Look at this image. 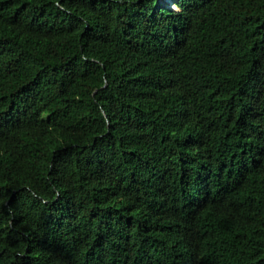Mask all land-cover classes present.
Here are the masks:
<instances>
[{
  "label": "trees",
  "instance_id": "16d2710c",
  "mask_svg": "<svg viewBox=\"0 0 264 264\" xmlns=\"http://www.w3.org/2000/svg\"><path fill=\"white\" fill-rule=\"evenodd\" d=\"M0 264H264V0H0Z\"/></svg>",
  "mask_w": 264,
  "mask_h": 264
}]
</instances>
